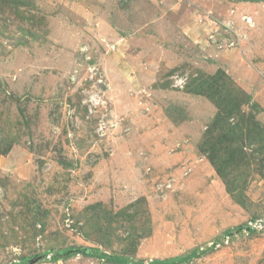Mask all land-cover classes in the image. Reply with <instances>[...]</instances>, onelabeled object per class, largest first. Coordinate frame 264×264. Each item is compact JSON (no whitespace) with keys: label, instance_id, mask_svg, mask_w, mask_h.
I'll return each instance as SVG.
<instances>
[{"label":"rangeland","instance_id":"rangeland-1","mask_svg":"<svg viewBox=\"0 0 264 264\" xmlns=\"http://www.w3.org/2000/svg\"><path fill=\"white\" fill-rule=\"evenodd\" d=\"M152 261L264 264V0H0V264Z\"/></svg>","mask_w":264,"mask_h":264},{"label":"trees","instance_id":"trees-1","mask_svg":"<svg viewBox=\"0 0 264 264\" xmlns=\"http://www.w3.org/2000/svg\"><path fill=\"white\" fill-rule=\"evenodd\" d=\"M214 80H216V77H214ZM196 83L200 88H201V85L205 84L208 87L212 88L213 90V94H211L210 99L214 102L215 106L218 108V111H216L215 118L211 125L215 129L211 128V131L216 130L218 128V130H221L222 136L231 134V131H233V128H231L230 124L228 123V120L230 116H232L233 112H236L237 110L234 105L235 101L232 97V93L227 92V91L224 93L220 89V86L216 85V87L214 88L213 83H210L206 80H203V82L198 80ZM196 90H200V89H196ZM209 160H210V163L214 165V162L212 161V159L210 158ZM217 171L220 173L218 169ZM77 251L81 252L82 254L86 256L90 255L91 253L90 249H84V248H79L77 249ZM57 256L58 255L53 254L52 259H55ZM119 263H123V261L120 260ZM167 263L166 262L163 263L162 261H155V262L152 261L150 264H167Z\"/></svg>","mask_w":264,"mask_h":264},{"label":"built area","instance_id":"built-area-1","mask_svg":"<svg viewBox=\"0 0 264 264\" xmlns=\"http://www.w3.org/2000/svg\"><path fill=\"white\" fill-rule=\"evenodd\" d=\"M250 19V18H249ZM250 21V20H249ZM251 228H255V227H252V225H250L249 227H248V229L249 230H251ZM253 230V229H252ZM49 259V258H48Z\"/></svg>","mask_w":264,"mask_h":264}]
</instances>
